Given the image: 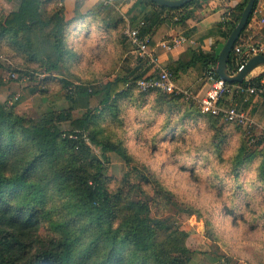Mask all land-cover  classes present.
I'll list each match as a JSON object with an SVG mask.
<instances>
[{
  "label": "trees",
  "instance_id": "obj_1",
  "mask_svg": "<svg viewBox=\"0 0 264 264\" xmlns=\"http://www.w3.org/2000/svg\"><path fill=\"white\" fill-rule=\"evenodd\" d=\"M201 1L169 8L138 0L145 23L142 32L151 36L153 28L178 24L188 35L191 8L199 7ZM216 1L229 10L227 19L219 24L225 41L247 0L232 6H226L227 0ZM59 3L21 0L17 10H0V50L4 47L23 59L22 74L32 75L45 86L40 93L44 94L52 81L61 83L67 103L66 109L33 121L16 110V102L0 101V264H191L194 252L187 245L188 232L149 223L152 215L158 217L173 202L183 206L184 216L204 218L206 237L213 241H222L213 222L219 215L245 231L261 232V241L247 249L264 264V135L249 142V136L258 133L255 127L248 134L222 116L202 113L195 101L181 94L140 91L135 80L143 75L127 71L95 88L90 87L91 81L56 77L58 67H67L70 60L77 59L70 42L74 32L102 30L108 35L116 33L119 25L125 26L122 19L104 20L101 14L112 8L102 3L98 11L68 20ZM258 3L256 0L247 24ZM233 59L231 51L229 73L235 72ZM2 62L0 59V67ZM192 62L200 64L204 73L216 65L217 49L200 50ZM170 69L175 74L174 68ZM39 74L45 76L39 78ZM240 84L262 86L260 76ZM80 109L85 115L72 118L71 112ZM130 109L138 120L135 126L128 121ZM64 121H69L71 129H61ZM148 127H152L148 137L152 149L170 142L175 147L169 156H190L192 162L180 165L181 170L194 171L200 165L197 160L202 159V165L210 166L201 173L217 202L203 206L182 196L180 200L155 171L128 152L126 134L141 140ZM198 132L206 134L195 142L191 138ZM90 144L98 146L103 156L91 151ZM109 151L127 164L121 178L106 173L103 157ZM135 192H152V198L135 201ZM158 225L166 229L162 236H157Z\"/></svg>",
  "mask_w": 264,
  "mask_h": 264
},
{
  "label": "rangeland",
  "instance_id": "obj_2",
  "mask_svg": "<svg viewBox=\"0 0 264 264\" xmlns=\"http://www.w3.org/2000/svg\"><path fill=\"white\" fill-rule=\"evenodd\" d=\"M111 21L113 20H108L109 23ZM125 27L126 22L125 26L119 25L116 33L108 35L103 34L102 30H93L94 32L88 33L81 31L77 32L78 34L74 32L70 37V42L75 46L77 59L75 61L73 59L70 60L67 67H58L55 76L64 77L73 82L91 81V84L89 83L90 87L95 88L100 84L99 82L124 74L126 68H130L132 62H134L133 59L128 60V57H130L131 53L135 55L124 36ZM0 59L3 61V66L0 67V101L7 99L10 102H16V110L33 121L38 120L51 111L67 108L65 90L61 88V83L50 82L49 86L46 87L45 93L42 94L39 89L45 88V86L39 84L37 79L32 78V75L22 74L25 72L24 65L21 64L22 58L17 55L14 56L3 47L0 50ZM109 71L111 72L109 73ZM105 72L109 73V75H105ZM44 76V74L38 75L39 78ZM189 99L195 101L193 98ZM95 100H92L93 104L96 103ZM196 103L199 106L197 101ZM131 111L130 109L127 113ZM71 113L72 118H79L85 115L82 109L73 110ZM128 115L129 124L135 126V121L138 122V120L131 113ZM60 126L62 130L71 129L69 121L61 122ZM151 129L152 127H148L144 130V137L141 140H135L133 134H126L128 152L155 171L160 179L175 191L180 200L182 196L195 205L203 206H208L214 201L217 202L218 198L210 189L208 179L204 173H201L202 171L205 172L210 166L202 165L204 162L202 159L197 160L198 165H200L196 166L194 171L188 168L181 170L180 165H190L192 162L190 161V156H169L172 154L173 147H175L174 143L170 142H161L157 149H152L149 146L150 139L148 138ZM205 134L204 132H198L191 139L199 142L205 137ZM120 135L121 131L115 136L119 137ZM90 147L91 151L101 155V157L103 156L98 146L90 144ZM103 158L107 160V175L116 179L121 178L127 170L125 161L115 152L110 151L106 152ZM136 167L140 172H145L141 167ZM132 179L136 178L132 176ZM151 198L152 192L145 195L138 192L133 194L135 201L149 202ZM184 213L183 206L178 202H173L165 210L163 209L158 217L152 215L149 223L155 225L156 222H160L168 230L173 227L188 232L187 245L194 252L191 264H259L247 248L255 245L256 241H261L263 238L261 232L245 231L238 226L232 225L227 217H220L219 215L213 221L216 223V230L222 239V241L217 242L206 237L208 228L204 218H197L195 214L184 216ZM199 226L205 228L204 235L200 233ZM157 228V236H162L166 231L165 228H161L159 225Z\"/></svg>",
  "mask_w": 264,
  "mask_h": 264
},
{
  "label": "crops",
  "instance_id": "obj_3",
  "mask_svg": "<svg viewBox=\"0 0 264 264\" xmlns=\"http://www.w3.org/2000/svg\"><path fill=\"white\" fill-rule=\"evenodd\" d=\"M21 0H0V10L8 13L17 10ZM243 0H227L226 6H232L235 3ZM59 4L63 6V14L65 19H71L76 15H84L91 11H98V6L101 0H59ZM138 0H124L118 4L117 8L109 9L106 13H102L101 17L104 20L122 19L134 24L141 20L142 5H138ZM192 17L186 29L190 30L188 35L184 34L180 26V30L190 39L192 45H184L177 47L172 51H165L158 42L167 37L171 32V25L162 24L158 28H153L151 33L150 49L160 65L174 68L175 83L182 89L188 91L190 96L195 99L203 98L208 89V83L204 80L203 69L200 64L192 62L194 54L202 51H209L211 47L217 49V53L224 42L221 28L219 24L227 19L229 10L219 5L216 0H203L199 3V7L191 8ZM264 0H259V3L249 20L244 33L241 35L242 41L258 42L264 41ZM111 21V22H113ZM174 30V29H173ZM131 52V51H130ZM132 57V58H131ZM133 59L130 68H126L125 73L136 75H150L154 72V67L148 61L137 57V55H130L128 60ZM260 76L262 84V93L252 96H236L229 95L225 99V104H235L238 108L243 109L250 116L256 126L264 128V65L256 67L248 76L252 78Z\"/></svg>",
  "mask_w": 264,
  "mask_h": 264
},
{
  "label": "built area",
  "instance_id": "obj_4",
  "mask_svg": "<svg viewBox=\"0 0 264 264\" xmlns=\"http://www.w3.org/2000/svg\"><path fill=\"white\" fill-rule=\"evenodd\" d=\"M104 6L117 8L118 4L115 0H101ZM177 18L175 17L174 20ZM124 30V36L132 52L137 57L144 59L152 64L154 72L150 75L138 77L135 80V86L140 91L158 90L160 92H170L175 94H181L185 98H192L187 90L180 88L175 83V75L173 71L167 66L159 64L157 57L154 56L153 51L150 49L151 36L150 34L143 33L144 21L139 20L135 25L128 23ZM264 22V19L261 20ZM174 29V30H173ZM193 41L188 36L184 35L179 28V25H172L170 34L158 42L165 51H172L177 47L184 45H192ZM232 53L234 56L235 72L242 69L247 59L255 54L264 55V41L250 42L242 41L233 45ZM216 65H210L203 73L204 80L208 83V89L203 98L198 99V104L202 113H210L214 116H222L227 121H231L236 125L241 126L249 134V130L253 127L258 129V133L250 135L248 140L253 142L260 136L264 135V128L255 125L250 116L241 108H238L235 104H225L227 96L236 95H258L262 93V88L242 85L240 83H229L218 77L216 73ZM249 79L248 77L245 79ZM194 99V98H193ZM73 135H69L72 137Z\"/></svg>",
  "mask_w": 264,
  "mask_h": 264
},
{
  "label": "water",
  "instance_id": "obj_5",
  "mask_svg": "<svg viewBox=\"0 0 264 264\" xmlns=\"http://www.w3.org/2000/svg\"><path fill=\"white\" fill-rule=\"evenodd\" d=\"M157 6H164L169 8L181 7L191 0H151ZM256 0H247L240 17L236 24L229 32L227 38L221 45L217 53L216 73L218 77L229 83H241L245 80L249 74L258 66L264 65V55L255 54L250 56L242 69L229 73L227 70V64L231 54L232 47L238 39L241 31L247 24L248 18L253 11V7ZM201 234H205V228L203 226L198 227Z\"/></svg>",
  "mask_w": 264,
  "mask_h": 264
}]
</instances>
